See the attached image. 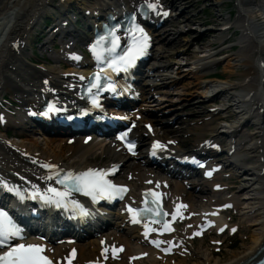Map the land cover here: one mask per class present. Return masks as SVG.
I'll return each instance as SVG.
<instances>
[{
  "label": "bare ground",
  "instance_id": "bare-ground-1",
  "mask_svg": "<svg viewBox=\"0 0 264 264\" xmlns=\"http://www.w3.org/2000/svg\"><path fill=\"white\" fill-rule=\"evenodd\" d=\"M142 1H58L57 7L53 8L59 9L60 14H65V18L61 21L68 20L70 23V18L66 16L69 8L71 10L78 8L86 17L77 24L75 22L71 23V32L69 34L72 36V39L61 43L63 49H66L73 39L81 36L79 34L92 28L95 22L93 18L95 17L89 16H94L101 12H110L115 15L117 11L113 8L114 6L117 5L131 9ZM147 1L156 3L158 5L157 11L165 13L170 10L171 13H169V17L163 22V25L153 31L155 44L151 54L152 61L149 63L151 64L149 66L151 69L148 70L150 78L138 85L140 98L143 103L137 114L141 115V122L145 123V125L156 128L152 134H149L145 129L140 127L131 132L133 137L138 139L140 147L146 146L144 147L146 150L141 151L139 160L135 162L125 161L126 156L120 151L118 145L112 142H96L95 137L78 136L75 145L66 146L68 138L62 139L63 137L42 135L44 149L41 150L39 149V144L33 138V141L32 139L25 142L23 140L20 144H11L9 146L2 138V134H0V173L13 178L15 177L14 173L24 175L36 174L35 167L26 163L21 157V154L25 152L30 154L31 157H37L40 160L50 161V159H53L52 163L55 164H61L65 161L69 170L83 171L88 167L98 166L97 160L108 165L114 162L124 163V175L125 177L131 176L133 178L132 187L144 188L143 184L145 181L149 179L158 180V177L172 173L168 168L159 166L154 171L153 167L148 166L151 161L149 153L150 147L154 145L153 142L162 143V154L179 157L181 153L180 146L188 143L183 138L191 140L190 137L194 135L195 147H199L204 142L206 138H202L205 136L213 139L217 137L225 138L227 139L226 152L231 150L233 145L236 147L235 153L224 159L225 168L238 179L239 185L237 188L239 191L235 197H220L222 193L212 190L215 184L211 181L193 182L190 185L191 191L186 190V187L183 186L184 180L181 182L175 181L170 184L169 191L175 199L182 197L188 201L192 211H197L195 207L198 205L195 199L200 196L194 194L195 191L205 194L201 195L200 199H207L209 196L208 201L216 207L223 205L224 202H233V207H238L239 204L242 205L241 218L247 219L251 225L260 226L254 228L249 239L250 245L242 244L243 250L231 253V258L225 261L211 262V253L209 251H199V257L198 253L192 251V256L197 254L198 262L196 264H245L264 245V221L257 224V221L253 220L258 210L257 206H261L262 209L264 208V3L249 10L247 9L249 5L247 0H234L233 8L236 9L234 18H232V15H229L227 18L220 17L219 22H215L212 25L214 28H206L204 31L189 28L188 31L192 37H195V35L199 36V39H192L191 43H195L197 46L188 55L189 62L193 65L195 71L192 73V69H190L189 74L184 73L182 75L180 72H177L173 76V72L170 71L172 65L168 63L170 59L166 58L168 52L164 48V43L167 41L171 44V38L175 37L174 39H176V36L181 34L180 30L175 32V30H170L168 27L170 25L184 27L183 20L180 21V18L185 19V22L188 19L182 16L186 12V9L180 10V6H185L181 3L182 0H179V2L178 0ZM222 1L213 0V4L217 6ZM51 4H53V0H0V95L3 92L11 93L13 99L22 104V108L19 109L20 112H22L24 107H28L31 110L35 109L42 100L48 97H75V87L81 83L79 76H84L87 73L86 61L80 63L79 69L81 71H76L72 68L63 70L61 65L57 69L38 68L31 65L26 52L28 49L34 54L33 60L45 63L46 61L42 57L36 55L35 49L38 48L40 56L41 54H48L45 47H52V44L48 43L46 39L49 36L52 39L58 36L62 37L65 32L63 27L56 24L52 28L54 30L53 33H34L37 29L36 25L43 21L42 18L44 19L49 12ZM118 9L120 8L118 7ZM202 11L205 12L206 8ZM198 14L194 15V17L198 18ZM231 21L233 22L231 23ZM229 28H231L230 30L235 28L240 32L238 43L231 45L238 47L236 54H230L231 48L226 47L227 42L231 38L227 34ZM181 30L184 32L185 29ZM204 36H210L211 39L207 43L201 44L200 40ZM38 38H42V41L35 42ZM200 44L201 46L199 47ZM73 45H70V47L72 48ZM25 46L27 47L25 48ZM34 46L37 47L34 48ZM218 55H220V58L215 57ZM49 57L53 63L61 61V55L58 52ZM221 58L226 62L223 72L227 75V78L240 76V82L229 81L228 79H218L217 81L203 79L213 67L220 63ZM48 65H51V63H48ZM238 70L241 71L238 72ZM191 74L196 78V81L193 83L189 82ZM71 84H73L74 88L69 90L67 87ZM193 84L195 90L192 88ZM198 88L201 91L197 90ZM49 90H56V94H50ZM162 100H167L164 104L160 105L162 110H169L170 106L174 103H182L193 108H196V105L211 104L206 110L193 113L192 117L195 118V121H198L199 118L207 114L209 108H220V110L212 114L209 121H202V124L199 126L191 128L188 126L185 129L170 130L168 125H164L168 121L151 118L150 116V107L154 102L158 104ZM119 111L112 110L111 113L123 114V110L119 109ZM175 116L176 118L171 116L167 120L175 119V123H178L179 126H183L188 121L186 119L183 121L179 116ZM133 118L135 119L136 115H133ZM227 119L229 121H225ZM213 121H216L217 124L212 125L211 122ZM195 123L197 124V122ZM9 125L12 128L20 129L18 121L14 119L9 121ZM158 127H160V130H158ZM244 127L253 128V131L243 132L242 129ZM158 131H163V134L159 135ZM109 133L110 130L107 129V137H109ZM168 142H175L177 145L171 146L167 144ZM216 142L218 141L213 140L211 144ZM12 147H15L19 152L14 151ZM185 154L181 153V155ZM65 155H69V157L67 158ZM11 167L12 169H10ZM208 183H210L209 186ZM188 184L190 183L188 182ZM223 199L226 201H222ZM104 212L108 218L111 216V221L115 220L117 222L115 223L116 232L101 233L106 237L105 243L115 241L123 245L125 247V258L128 256L134 257L146 252L144 246L137 243L139 240L137 232L134 230V227H128L129 221L125 222V216L121 215L119 211L111 212L105 210ZM205 213L210 215L208 219L216 221V223L221 225L227 224L226 219L219 217L217 210L204 208L200 211L201 216H204ZM171 239L181 242V248L176 250L177 253H180L181 249H185L180 237L171 236L166 238L165 241H170ZM98 243L99 240L97 238H92L87 242H77L75 244L78 250L77 263L85 264L95 261L100 249ZM68 248L69 246L63 244L57 246L55 251H61L66 254L65 251ZM159 258L166 259L162 260L161 263L169 264L167 260L169 257L159 255ZM189 259L190 257L186 259L185 256H181V260L176 264H187V260ZM146 261L148 264H160L156 255L153 254L149 255ZM113 264L127 263L125 259L124 263ZM128 264L132 263L128 262ZM137 264H144V260L138 261Z\"/></svg>",
  "mask_w": 264,
  "mask_h": 264
},
{
  "label": "rangeland",
  "instance_id": "rangeland-1",
  "mask_svg": "<svg viewBox=\"0 0 264 264\" xmlns=\"http://www.w3.org/2000/svg\"><path fill=\"white\" fill-rule=\"evenodd\" d=\"M90 2H92L93 0H88ZM248 1V6L247 9L251 10L253 9L255 6H259V4L264 3V0H247ZM179 2V0H178ZM224 2V3H223ZM233 2L234 0H223L219 5H214L213 4V0L212 1H208V0H182L181 3L183 4L180 6V10L183 8L186 9V12L182 14V16H184L186 19H188V21H184L185 19L180 18V21H182L183 26H169L168 29L170 30H175L176 31H181V34L179 36H176L177 38L174 39L175 37L171 38V44L168 43L167 41L164 43V48L166 50V52H168L167 55V59L169 60V64L172 65L171 66V72H173V76H175L177 72H180V74L184 75L185 74H189L190 69H192V73L195 71L193 69V65L190 64L189 62V53L192 52V50L194 48H196V44L195 43H191L192 39L194 38H198L199 36L192 37V35L190 34V32L188 31L189 28H193L194 30L198 29L200 31H204L206 28H214L212 25L216 22H219V18L220 17H224L227 18L229 16L230 13H235L236 9L233 8ZM53 3H56V0H53ZM223 3V5L221 6V4ZM211 6V7H210ZM216 6V7H215ZM204 8H206V11H202ZM198 14V18H195L194 15ZM235 16V15H234ZM233 16V17H234ZM190 19V21H189ZM233 21H231L232 23ZM185 29L184 32H182L181 29ZM234 29L231 32H227L228 36H231V38L229 39V41L227 42L226 47H231V45L238 43V39H239V35H237V33H234ZM201 38V37H200ZM210 36H204L201 40L200 43H207L210 40ZM175 40V41H174ZM188 41V42H187ZM190 43V44H189ZM162 44V43H161ZM160 44V45H161ZM201 44L199 45V47L201 46ZM181 46V47H180ZM217 46V45H215ZM37 46H34V48H36ZM47 50L50 49V47H45ZM169 48V49H168ZM216 49H218V47H216ZM238 49L233 48L230 50V54H236ZM200 52V51H198ZM213 52V51H211ZM174 54V55H173ZM36 55L38 57H41L39 54L36 53ZM46 56H53L51 54H45ZM200 55V54H198ZM169 56V57H168ZM187 56V57H186ZM218 57V56H215ZM220 57V56H219ZM188 59V60H187ZM222 59V58H221ZM166 61V60H165ZM222 61V60H221ZM160 62H162L160 60ZM173 62V64H171ZM39 65L38 62H36ZM42 63V62H41ZM225 63L224 61L220 62V64L216 67H213L207 75H205V77L203 79H207V80H214L217 81L218 79H223L226 80L228 79L229 81H241L240 80V76H232L227 78V75L223 72L224 71V67H225ZM175 65V66H174ZM60 64L57 63H51V65H45L46 69H57L59 68ZM241 70H238V72H240ZM191 78L189 79V82L193 83L196 81V78L193 77V74L190 75ZM193 90H195L194 88V84L192 85ZM201 89L203 90V88L201 87ZM199 91H201L199 88L197 89ZM171 91V88H170ZM8 92H3L2 95H5ZM9 95L6 96L7 99H11L12 96L10 93H8ZM13 99V98H12ZM157 101V100H156ZM165 101L167 100H162L160 103L156 104L157 102H154V104L150 107V112H151V118H159V119H164L165 121H168L167 124L164 125H168V128H170V130H179L181 128L185 129L186 127L189 126V128L194 127V126H199L201 123L199 121H201L202 117H206L208 116V119L211 118V116L209 115V113L207 112V114H205L204 116H202L201 118H199L198 121H195L192 116L194 112H199L202 110H206L209 105L211 104H201V105H196V108H193L191 106H186L183 105L182 103H174L173 105L170 106L169 110H162V107L160 106L161 104H164ZM178 104V105H177ZM217 104V102H216ZM180 106V107H179ZM176 107H178V109H176ZM173 108V109H172ZM172 109V110H171ZM178 110V111H177ZM179 116L180 118H182V120L184 121L185 119L188 120L187 123H185L183 126H179L178 123H175V119H170L167 120L169 117H173L176 118V116ZM206 119V118H204ZM197 122V124L195 123ZM195 123V125H194ZM217 122L213 121L212 125H216ZM192 125V126H191ZM142 128V127H141ZM166 128V129H168ZM179 128V129H178ZM11 129H7L6 131H9ZM160 130V129H159ZM243 132H251L253 131V128H248V127H244L242 129ZM3 133H5L4 131H2ZM14 132V131H12ZM159 133H161L160 135L163 134V131H159ZM21 136V135H18ZM206 137V136H205ZM18 139L13 140L21 143L23 140L25 141H29L30 139H35V141L39 144V149H44V141L42 139V136H40L39 134H33V135H29L27 137H17ZM191 140H189L188 138H183L186 142L182 148H180L184 153H186L187 151H190L194 148V145L196 144V142L194 141V135L190 137ZM32 139V141H33ZM219 140L222 142H225L226 140L223 138L219 137ZM39 141V142H38ZM96 163H102L100 160H97ZM226 176H222V178L226 179ZM228 181L230 182V185L232 186V191L231 194H228L227 196L233 195V194H237L238 193V188L237 186L238 184V179L235 177H231V179H228ZM242 205H238L237 210H238V215H236L235 219H234V223H236L239 227V233L238 235H236L234 238H228L226 237L225 241H224V245L222 248V253H220L219 255H216L215 253L212 254L211 251L214 252V248L210 245L211 242H213L214 238H206V239H202L199 241H195L193 243V250H195V253H198L199 251L205 252V251H209V253H211V262L214 261H225L229 258H231V253L236 252H240L243 250L242 244H247L248 246L250 245L249 243V239L251 238V234L254 230V228H258L260 227L259 225L255 226V225H251L247 219H242L241 218V207ZM261 208V209H259ZM257 213L255 214L256 216L253 218L254 221H257V224L260 222H263L264 220V208L262 209L261 206H257ZM260 211V212H259ZM262 211V212H261ZM234 213H231V215ZM240 214V215H239ZM197 249V250H196ZM197 254L193 255L190 257L189 260H187V264H196V262H198L197 259ZM198 257H199V253H198ZM195 260V261H194ZM172 263V262H169ZM178 263V261L174 262V264Z\"/></svg>",
  "mask_w": 264,
  "mask_h": 264
},
{
  "label": "snow or ice",
  "instance_id": "snow-or-ice-1",
  "mask_svg": "<svg viewBox=\"0 0 264 264\" xmlns=\"http://www.w3.org/2000/svg\"><path fill=\"white\" fill-rule=\"evenodd\" d=\"M145 41H147V37L144 36L143 38ZM143 48H140L138 50V54H142L143 53ZM122 60L125 61L126 64H131L132 59H134V57L131 58H125V57H121ZM111 66V65H110ZM93 88L99 87V83L93 84L92 85ZM49 111H52V108L49 107ZM120 139H123V137H120ZM158 145H154V147H157ZM128 148L129 151H131L134 148V145L129 143L128 144ZM51 167V166H48ZM96 175H100V173L96 172L95 170H89L88 172L85 173H80L79 175H73L72 173H68L65 178L63 180H59L58 183L64 184L66 181H81L84 180L86 177H92V176H96ZM208 175H211V173L209 172ZM107 185L108 187H114L112 185H109L107 181H95V182H91L89 184H86L85 186L90 188L89 191H84L85 195H90L92 194L93 191H102L104 186ZM72 186H69V189ZM69 189H66L64 192H59L54 188H49L48 191L54 193L56 196H60V197H64L68 194ZM75 190L76 191H83L84 189L81 188L78 184L77 186H75ZM95 198V197H93ZM180 207H184L183 205H180ZM133 209L129 208V212H132ZM136 211H140V210H136ZM143 211L146 212H153V213H157L156 209H152V208H146L143 209ZM157 215H159V213H157ZM164 215H167L166 213ZM175 216H173V220H175ZM5 220H6V214L3 212H0V247H4L7 246V241L10 239V237L16 235V231H14L12 228L10 227H6L5 226ZM133 222H137L135 220V217L133 218ZM159 222L158 220H153V223H157ZM145 236L148 235L149 230L147 228V225H145ZM168 231H171V229H167ZM163 234V233H161ZM200 233L197 232L194 235H199ZM151 243L157 247H159V245L161 243H167L169 245H171V241H159V240H152ZM42 251V249H40L39 247L36 246H25L23 244L18 245V246H14L12 247L11 251L6 252L4 255L0 256V264H47L46 259L39 255V253ZM164 251H168V249H164ZM11 257V259H9ZM70 264V262H69ZM262 264H264V262H262Z\"/></svg>",
  "mask_w": 264,
  "mask_h": 264
}]
</instances>
